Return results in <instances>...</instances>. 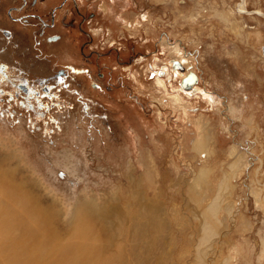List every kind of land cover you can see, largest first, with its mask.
Masks as SVG:
<instances>
[{
    "label": "rangeland",
    "instance_id": "rangeland-1",
    "mask_svg": "<svg viewBox=\"0 0 264 264\" xmlns=\"http://www.w3.org/2000/svg\"><path fill=\"white\" fill-rule=\"evenodd\" d=\"M23 1L0 0V264H264V0H26L43 29L5 17Z\"/></svg>",
    "mask_w": 264,
    "mask_h": 264
},
{
    "label": "flooded vegetation",
    "instance_id": "flooded-vegetation-1",
    "mask_svg": "<svg viewBox=\"0 0 264 264\" xmlns=\"http://www.w3.org/2000/svg\"><path fill=\"white\" fill-rule=\"evenodd\" d=\"M23 3H24V5L22 8H19V5H12L11 4V5H8L7 7H5V10H2V12L5 14V17L11 21H15V22L28 21L27 18H37V19H39L38 21L40 23L41 29H43L44 27H50L52 25L54 26V23L50 24V21L46 22L36 14L23 12L24 7L27 5V1L24 0ZM36 3H37V0H33L31 4H36ZM20 9H22V10H20ZM18 11H22V12H19L17 15H12V12H18ZM54 11H56V10H54ZM41 29H39V36L40 37L42 36V33H43L42 31H40ZM0 33L4 37V39H7V42L9 41L10 38H12V32L10 30H8L7 28L0 27ZM39 44H40V42H39ZM3 49H4V46L2 45L0 47V51H2ZM7 70H12V67H10V64L8 63V61H6L3 58V55L0 54V76L6 77L7 74L10 73V72H7ZM18 73L20 74L19 75L20 78L18 77V79H19V82L17 84L18 86H16L17 88H15V86L13 87L12 94L16 98L20 97L18 99V101L21 103V101L23 100L22 97H25L27 95V93L30 92V87H27V82H26L27 78H25V76L21 75L22 71L19 70ZM64 74H65V72L63 70H58L54 74H51L50 77L39 76L38 78H36V81L38 83L37 85L41 89V93L38 91H35V95L37 96L36 98L38 99L40 97H46L49 100H50V98L53 99V96L57 94V91L55 89L58 87V82L63 80ZM188 74H190V73H187V75ZM191 74H193V73L191 72ZM187 75L185 77H187ZM185 77H183V78H185ZM193 77H194V81L193 82L191 81V85H192V83L199 80L197 77L194 76V74H193ZM9 79H10V77H9ZM12 82H14V81H11V84H12ZM192 88L193 87H191V89ZM0 92L3 93L4 91H2V89L0 88ZM3 95H7V94L4 93ZM8 97H9L8 101H10L11 97L10 96H8Z\"/></svg>",
    "mask_w": 264,
    "mask_h": 264
},
{
    "label": "bare ground",
    "instance_id": "bare-ground-1",
    "mask_svg": "<svg viewBox=\"0 0 264 264\" xmlns=\"http://www.w3.org/2000/svg\"><path fill=\"white\" fill-rule=\"evenodd\" d=\"M237 8L239 9V12H246L247 10L245 9V6H244V0H240L238 3H237ZM253 12L254 13H256V14H258V15H263L264 16V13L263 12H259V11H256V10H253ZM178 69V68H177ZM179 70V69H178ZM178 72V71H177ZM182 75V77H185L187 74H181ZM193 75V74H192ZM178 76H180V75H178ZM181 77V78H182ZM190 79H192V77H190L189 76V74L187 75V77H185V78H183V84L185 85V83H187L188 81H190ZM157 80V79H156ZM159 81L161 82L162 80L161 79H159ZM193 82V81H192ZM157 83V82H156ZM189 83V82H188ZM162 84H163V81H162ZM156 85V84H155ZM179 87L182 89V85L181 84H179ZM174 89V88H173ZM176 95V94H175ZM234 167V161H232L230 164H229V169L230 168H233ZM230 171H231V169H230ZM229 171V172H230ZM233 171V170H232ZM207 174V170H205V168H200L199 170H198V172H197V174L195 175V177H194V181H196V180H198V179H202V178H204L205 176H207L206 175ZM2 178V177H1ZM230 178V173H225L222 177H221V179H220V181H219V183H218V186H217V192H216V196L217 197H221L222 195V193H220V192H222L223 191V189L227 186V182H228V179ZM3 181H4V178H3ZM8 181V180H7ZM7 183H9V181L7 182ZM13 186V185H12ZM192 186H193V184H192ZM191 187V186H190ZM226 189V188H225ZM189 191H193V189L191 190L190 188H189ZM202 196H204V195H202ZM201 196V197H202ZM215 197V196H214ZM220 201V200H219ZM219 201H218V199L217 198H215V199H212L211 200V202H209L207 205H205V208H204V210H203V212H202V217L204 218V228H203V234L202 235H204V236H206V234H207V232H209V233H214L215 232V229H216V227H217V219L216 218H214V213H215V211H216V209L218 208V206H219ZM88 204V206L86 207V209L85 210H88V212H94L95 210H93V205L91 204V203H87ZM76 210H77V212H79V208L77 207L76 208ZM93 210V211H92ZM87 213V212H86ZM85 212H84V214H85V216H87V214H86ZM91 214V213H90ZM90 214H88V215H90ZM93 214V213H92ZM92 216V215H91ZM203 223V222H202ZM206 226H207V228H206ZM76 229H77V231H78V237H79V239H80V242H79V245L80 246H82V245H85V244H83L84 242H85V239L87 240V239H89V238H91L90 236H92V233L91 232H88V230H89V226L88 225H85V224H82L81 226H80V229L79 228H77L76 227ZM11 233V232H10ZM202 239V238H201ZM5 240V239H4ZM203 240V239H202ZM12 241V240H11ZM14 241V240H13ZM0 242L2 243L1 244V246H7L8 244L7 243H5L4 244V242H3V239H0ZM9 244H10V242H9ZM15 245H16V243H14ZM14 246V245H13ZM84 248V247H83ZM82 248V249H83ZM16 249V247L14 248V250ZM18 251V250H17ZM14 252H16V250L15 251H13V253ZM16 253H18V252H16ZM78 253H79V250H78ZM86 253V254H85ZM80 254H82V256H84V255H88L89 253H88V249H84L83 251H80Z\"/></svg>",
    "mask_w": 264,
    "mask_h": 264
},
{
    "label": "water",
    "instance_id": "water-1",
    "mask_svg": "<svg viewBox=\"0 0 264 264\" xmlns=\"http://www.w3.org/2000/svg\"><path fill=\"white\" fill-rule=\"evenodd\" d=\"M176 64V63H175ZM191 77H193V75L190 73L189 74ZM191 81H194V77L192 79H190L189 83L185 84L186 87H189L191 85Z\"/></svg>",
    "mask_w": 264,
    "mask_h": 264
}]
</instances>
